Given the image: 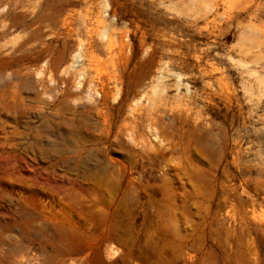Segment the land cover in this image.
<instances>
[{
	"label": "rangeland",
	"instance_id": "obj_1",
	"mask_svg": "<svg viewBox=\"0 0 264 264\" xmlns=\"http://www.w3.org/2000/svg\"><path fill=\"white\" fill-rule=\"evenodd\" d=\"M0 264H264V0H0Z\"/></svg>",
	"mask_w": 264,
	"mask_h": 264
}]
</instances>
